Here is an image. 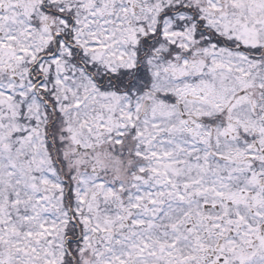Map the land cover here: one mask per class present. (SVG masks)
Masks as SVG:
<instances>
[{"label":"snow or ice","instance_id":"6c2138e0","mask_svg":"<svg viewBox=\"0 0 264 264\" xmlns=\"http://www.w3.org/2000/svg\"><path fill=\"white\" fill-rule=\"evenodd\" d=\"M0 264H264V0H0Z\"/></svg>","mask_w":264,"mask_h":264}]
</instances>
